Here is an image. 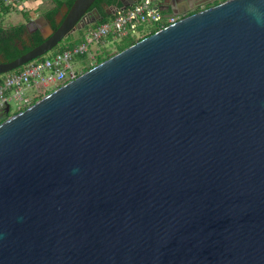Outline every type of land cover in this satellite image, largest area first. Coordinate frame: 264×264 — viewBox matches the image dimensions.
Wrapping results in <instances>:
<instances>
[{
    "label": "water",
    "instance_id": "95a60500",
    "mask_svg": "<svg viewBox=\"0 0 264 264\" xmlns=\"http://www.w3.org/2000/svg\"><path fill=\"white\" fill-rule=\"evenodd\" d=\"M0 264H264V0L187 13L0 122Z\"/></svg>",
    "mask_w": 264,
    "mask_h": 264
},
{
    "label": "built area",
    "instance_id": "2783aa9c",
    "mask_svg": "<svg viewBox=\"0 0 264 264\" xmlns=\"http://www.w3.org/2000/svg\"><path fill=\"white\" fill-rule=\"evenodd\" d=\"M38 1L0 0V5L10 10H28L27 4ZM157 1L137 0L125 8L118 7L110 17L82 30L83 39L79 43L61 50H51L14 70L0 74V109L8 105L11 113L12 101L15 111L12 112L25 109L41 96L40 91L53 90L77 77L73 63L88 60L92 64V60L96 62L103 53L101 49L107 44L117 43L126 36L133 37L147 27L162 28L187 14H165Z\"/></svg>",
    "mask_w": 264,
    "mask_h": 264
},
{
    "label": "trees",
    "instance_id": "16d2710c",
    "mask_svg": "<svg viewBox=\"0 0 264 264\" xmlns=\"http://www.w3.org/2000/svg\"><path fill=\"white\" fill-rule=\"evenodd\" d=\"M62 2H67V5L70 6L71 3L73 2V0H56L57 6L54 7L52 10H50L47 13L49 17L52 16V14L57 10V7L60 4H62ZM100 3H104L107 5H114L116 7L121 6V3L119 0H95L94 4L97 5L99 10H100ZM216 3L217 2H215L214 4H216ZM208 6H210V5H206L205 7H208ZM9 11H10V9L8 7L0 5V19L2 18V16L7 14ZM24 15L27 17V13H24ZM111 15H112L111 12L104 13L103 14V20L110 17ZM27 19H29V18L27 17ZM156 30H157L156 28L152 29L149 33L144 34L142 37H140L138 39H134L131 36H126V37L122 38L119 42L116 43V51L115 52H118V51L124 49L125 47L133 44L135 41L145 37L146 35L153 33ZM23 31H24V24L23 23H19L17 25H12L10 27L0 26V61L1 60H4V61L14 60L15 58L19 57L20 55H22L23 53L28 51L31 47L40 43V41H41L40 35L38 32H36L33 35L34 43L32 45L26 46L24 43H22L23 47L19 48V46L16 42V39L18 40L20 38V35ZM82 39H83V37L81 34V36L79 38L69 41L68 44L60 46L56 50H61L66 46H72L74 44H77ZM115 52H111V53L110 52H108V53L103 52L101 55H99L97 57L95 64H97V63L103 61L104 59L108 58L109 56H111ZM82 58H84V56H82ZM91 67H92V65H88L83 69V71H86L87 69H89ZM36 100H37V98L34 101H36ZM9 114H10L9 111L6 112L5 109H0V122H2L7 116H9Z\"/></svg>",
    "mask_w": 264,
    "mask_h": 264
},
{
    "label": "flooded vegetation",
    "instance_id": "af4514ba",
    "mask_svg": "<svg viewBox=\"0 0 264 264\" xmlns=\"http://www.w3.org/2000/svg\"><path fill=\"white\" fill-rule=\"evenodd\" d=\"M182 1H184V3L181 4ZM202 1H204V2L201 3ZM220 1H223V0H180L179 7L187 8L189 10V11H187V13H192V12L197 11L198 9H200L199 8L200 6H206V5H210L211 6L212 4L214 5L215 2L218 3ZM72 3H71V5H72ZM157 3L159 5V7L162 10L167 11L168 14H172L171 13V9L172 8L173 9H178V6L176 5V3H178V0H158ZM56 6H57L56 0H51L50 7L46 11H44L43 13H41V14H39V15H37L35 17V18H38L40 16L44 17L46 19V21L49 23L48 25H49V27L51 29V32H47L45 26L42 25L41 23H30V21L33 20V19L29 18L25 23H23L24 24V31L21 33L20 38L18 40L16 39V42H17L18 46H19V44L22 45V43H24L26 46L32 45L34 43L33 35L36 32H38L39 35H40V38H41L40 43H42L49 36H51V34L63 22V20L65 18V15L67 13V9L70 7V6L67 5V2H62V4H60L57 7V10L52 14V16L49 17L47 13L50 10H52L54 7H56ZM62 7H65L66 10L62 13V15L60 16L59 20H57L56 15L59 13V11L61 10ZM115 7L116 6H114V5H107V4H104V3H100V10H99L97 5L93 3L91 5V7L89 8V10L87 11V13L84 15V17H83L84 19L83 20H89V19L93 18L94 15H95L96 10L99 11L101 16H103L104 13H108V12L112 13L113 10L115 9ZM89 26L90 25L86 26L85 28H87ZM76 32H78V31H76ZM43 34H46V37H44ZM22 47H23V45H22Z\"/></svg>",
    "mask_w": 264,
    "mask_h": 264
},
{
    "label": "rangeland",
    "instance_id": "374dc122",
    "mask_svg": "<svg viewBox=\"0 0 264 264\" xmlns=\"http://www.w3.org/2000/svg\"><path fill=\"white\" fill-rule=\"evenodd\" d=\"M51 4V0H39L38 2H30L29 4H27V8H29L28 10H18V9H13L10 10L7 14H5L4 16H2V18L0 19V26L2 27H10L12 25H17L19 23H25L28 19H34L37 15L43 13L44 11H46ZM205 6H200L199 8H204ZM66 10L65 7H62L61 10L59 11V13L56 15L57 20H59L60 16L62 15V13ZM163 12L165 14H167V11ZM24 13H27V17L24 15ZM87 28H84L82 30H86ZM148 29L145 28L144 31H142L140 33V35H144L145 33H147L148 30H152V28L150 27ZM82 30H78V32H74L72 34H70L68 37L64 38L63 40H61L57 46H55L52 50H56L58 49L60 46L66 45L68 44L69 41L77 39L81 36L82 34ZM138 35H135V37H133L134 39H138L140 37H136ZM106 49V50H105ZM103 52H115L116 51V43L114 44H109L108 46H105L101 49ZM95 60H92V64H90L87 61H83L81 63L77 62V63H73V68L77 71L78 75L81 74L83 71V69L88 66V65H95ZM50 90H45V91H40L41 92V96H39L37 99L41 98L42 96H44L45 94L49 93ZM11 106H12V111H14V102H11ZM9 114H13L14 112H12Z\"/></svg>",
    "mask_w": 264,
    "mask_h": 264
},
{
    "label": "crops",
    "instance_id": "0c3cea01",
    "mask_svg": "<svg viewBox=\"0 0 264 264\" xmlns=\"http://www.w3.org/2000/svg\"><path fill=\"white\" fill-rule=\"evenodd\" d=\"M164 13V12H163ZM168 14V13H167ZM138 36H136V37H142L143 35H140V34H137ZM133 37H135V36H133ZM109 44H107L106 46H108ZM106 50V49H105Z\"/></svg>",
    "mask_w": 264,
    "mask_h": 264
}]
</instances>
